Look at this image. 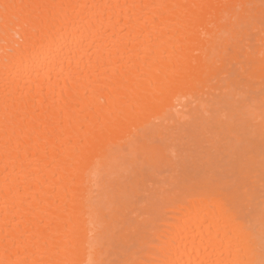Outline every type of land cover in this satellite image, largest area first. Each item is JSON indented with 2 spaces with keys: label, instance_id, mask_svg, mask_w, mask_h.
Listing matches in <instances>:
<instances>
[{
  "label": "bare ground",
  "instance_id": "bare-ground-1",
  "mask_svg": "<svg viewBox=\"0 0 264 264\" xmlns=\"http://www.w3.org/2000/svg\"><path fill=\"white\" fill-rule=\"evenodd\" d=\"M5 2L168 7L123 9L111 19L92 17V27L89 19L76 17L79 8L17 10L14 15L21 20L8 26L0 18V174L7 101L19 134L13 156L30 173L29 182L21 183L25 206L15 223L40 238L39 251L25 252L23 243L19 250L0 245V264L26 258L45 264H259L264 259V0H0ZM173 5L210 6L196 9L202 24L187 41L178 30L187 23L183 14L189 10ZM232 5L246 6L241 15L251 23L233 29ZM66 11L78 21L69 28L63 27ZM29 14L38 17L37 32L26 41L23 19ZM93 39L111 48L112 60L105 64L107 71L85 77L70 94L58 75L60 61L65 69L69 60L83 68L90 56L95 60V48L77 50V41ZM113 41L126 45L120 49L123 59ZM214 50L223 57L220 78L230 81L240 73L238 92L225 88L221 79H201L173 90L162 102L153 101L136 118L124 119L128 103L134 102L125 82L138 79L147 89L148 78H155L158 69L196 76L200 66L195 61ZM93 126L97 133L111 131L77 163L67 197L59 189L53 192L45 163ZM129 185L137 190L134 207L121 198ZM222 192L227 201L221 200ZM73 194L74 206L66 203ZM29 203L35 212L27 211ZM69 215L72 223L66 231ZM140 219L145 227L137 232L132 222ZM224 223L230 244L223 239ZM162 236L175 237L167 251L153 243Z\"/></svg>",
  "mask_w": 264,
  "mask_h": 264
},
{
  "label": "snow or ice",
  "instance_id": "snow-or-ice-1",
  "mask_svg": "<svg viewBox=\"0 0 264 264\" xmlns=\"http://www.w3.org/2000/svg\"><path fill=\"white\" fill-rule=\"evenodd\" d=\"M46 7H60L61 9H81L80 13L76 14V17H80L81 20L89 19V27H92L91 18L95 17L98 20H102L105 15L111 19L112 15H118L119 11L123 9L135 10V9H148L158 7H168L166 5H148V4H124L119 3H94V4H82V5H59V6H48V5H17L14 3H0V18L3 23L8 26L10 21L19 22L21 16L17 13V10L25 8H46ZM173 8H183L189 11L184 12V16L187 17V23H181L179 26L178 34L182 35L185 41L189 40L191 35L197 30L202 24L200 16L197 14L196 9H204L205 5H173ZM234 15L232 17V26L235 29L239 26L241 29L245 24L251 23L250 19L241 15L244 5H232L230 6ZM264 8V3L261 4ZM84 12L90 14L89 17L83 15ZM70 12H65L63 19V27L69 28L74 26L78 21ZM37 20L38 17H33L29 14L27 18L23 19V27L26 32V41L31 40L37 32ZM95 35H101L99 29L94 33ZM71 35V33H69ZM126 47L122 41H113L112 48L117 49L120 53V58L123 59V54L120 49ZM95 48V60L89 57L88 63L81 68L79 61L73 66L71 60L68 62L67 69L63 67V60L60 61V75L65 80V88L68 89L69 93H73L77 90L81 81L88 77L90 78L93 74L99 73L102 69L107 71L105 68L106 63H110L112 60V50L107 44H96V40H91L90 43L85 44L84 40L77 41V50H85L91 52ZM83 57H81V60ZM199 67V73L193 76L191 73L178 74L175 72L169 73L166 69H158L154 77L148 78V88L144 89L140 80L132 79L129 82H125V89L129 96L133 97L134 102H129L127 105L126 112L123 113L124 119H134L138 116L140 109H148L151 107L152 102L159 99L161 102L163 99L173 90L187 86L189 83H199L201 79L218 78L221 79L223 86L229 88L230 91L236 93L239 91V84L242 83L240 73H236L235 76L229 81V78H220L221 68L220 65L223 62V57L218 51H213V54L200 61H195ZM147 63V61H145ZM49 70L52 68L49 66ZM241 72L246 71L241 68ZM264 71V68H262ZM228 81V82H224ZM230 85H233L230 87ZM54 91V85H50ZM75 116V113L71 114L69 119L71 120ZM84 129V125L81 124V130ZM111 129L102 128L99 133L96 132L95 126L90 128L85 135L80 138L78 143H73L71 139L68 141V145L62 146V151L57 153V157L54 158L50 163H45V167L51 170V181L49 183L53 192L59 189L67 197L71 191V186L75 180V169L77 163L84 159L87 153L101 143L103 136L109 134ZM3 132H4V143H3V156H4V167L3 173L0 174V185L3 187L4 199L0 202V245H3L7 251L9 249L19 250V246L23 243L24 251L30 250L39 251L40 238L33 237L26 233L25 230H21L18 224L15 223L17 213L25 206V200L21 195V183H28L30 180V173L24 171L22 162L18 165V157L13 156L12 144L14 139L17 142V148L19 147V134L17 132V126L15 124V117L12 112V106L5 101L4 104V120H3ZM20 167V172H17V167ZM136 187L129 185L121 193V198L124 200L127 206L134 207L136 204ZM181 195V193H176ZM221 200L227 201L228 194L222 192L220 194ZM75 204V195L73 194L71 201H66ZM37 209L33 207L31 203L27 204V211L35 212ZM72 223L71 215L64 221V227L66 231H70V225ZM132 227L135 231L139 232L145 227L143 219L134 220ZM224 236L223 239L227 240L230 244L231 236L228 230V224L223 225ZM175 242L174 236L160 237L154 240L153 243L157 244L161 251L169 250ZM47 248V243L44 244ZM14 264H45V262L36 259H22L14 262ZM46 264H66V262L59 260H49ZM162 264H178L177 261H164ZM215 264H223V262L217 261ZM255 264V262H250ZM259 264H264V259L259 261Z\"/></svg>",
  "mask_w": 264,
  "mask_h": 264
}]
</instances>
